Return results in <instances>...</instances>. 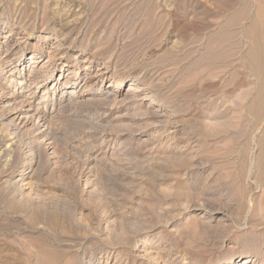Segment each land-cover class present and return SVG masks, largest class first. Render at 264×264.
<instances>
[{
	"label": "rangeland",
	"instance_id": "rangeland-1",
	"mask_svg": "<svg viewBox=\"0 0 264 264\" xmlns=\"http://www.w3.org/2000/svg\"><path fill=\"white\" fill-rule=\"evenodd\" d=\"M254 5L0 0V264H264Z\"/></svg>",
	"mask_w": 264,
	"mask_h": 264
},
{
	"label": "bare ground",
	"instance_id": "bare-ground-1",
	"mask_svg": "<svg viewBox=\"0 0 264 264\" xmlns=\"http://www.w3.org/2000/svg\"><path fill=\"white\" fill-rule=\"evenodd\" d=\"M243 7H240V9H242V10L239 9L240 13H242V12L245 13L247 8L245 9ZM254 10H255V12H254L253 20H252L250 26L248 27V33H250V34H248V33L245 34V35L249 36V40H250V41L248 40L250 42V47H249L248 55H247L249 57V59H247V62L250 63V65L248 64L249 69H251L253 74L258 79H260V81L262 80V82L259 85V87L257 86L258 88L256 87V89H258V91H257L258 93H256V97L254 98L255 100L253 99L254 101L250 105L249 104H247V105L249 106L248 110H252L255 114H259L260 112H262L264 110V0H255ZM234 16H235V14H234ZM232 17H233V15H232ZM237 17H233L234 18L233 20L235 21V19ZM228 21L229 20L227 19V24L230 23V21L229 22ZM226 28H227V26H226ZM256 85H257V83H256ZM263 116H264V114H263ZM42 117H44V116H42ZM251 117H253V116H251ZM255 119H257L256 116H255ZM260 150H261V152H264V145H261ZM257 156H258V154H257ZM263 159H264V157H263ZM254 162H255V159H254ZM254 165H256V164H254ZM260 171H263L262 173H264V169L260 170ZM262 173L260 172V174H262ZM257 174H259V170H258ZM257 179H259V178H257ZM259 180H261V178Z\"/></svg>",
	"mask_w": 264,
	"mask_h": 264
}]
</instances>
